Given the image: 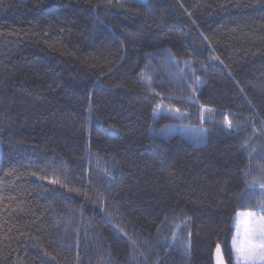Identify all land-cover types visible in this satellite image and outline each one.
<instances>
[{
    "label": "trees",
    "instance_id": "obj_1",
    "mask_svg": "<svg viewBox=\"0 0 264 264\" xmlns=\"http://www.w3.org/2000/svg\"><path fill=\"white\" fill-rule=\"evenodd\" d=\"M262 200L264 0H0V264H233Z\"/></svg>",
    "mask_w": 264,
    "mask_h": 264
},
{
    "label": "snow or ice",
    "instance_id": "obj_2",
    "mask_svg": "<svg viewBox=\"0 0 264 264\" xmlns=\"http://www.w3.org/2000/svg\"><path fill=\"white\" fill-rule=\"evenodd\" d=\"M196 85H199L198 77ZM196 90L197 88L193 87V93ZM169 110L181 114L179 108L169 106ZM226 125L231 127V123L227 120ZM49 183H55V181L50 180ZM259 209V212L251 210L236 212L234 218L236 233L232 238V251L236 264H264V200L259 204ZM216 264H224L220 244L216 245Z\"/></svg>",
    "mask_w": 264,
    "mask_h": 264
},
{
    "label": "water",
    "instance_id": "obj_3",
    "mask_svg": "<svg viewBox=\"0 0 264 264\" xmlns=\"http://www.w3.org/2000/svg\"><path fill=\"white\" fill-rule=\"evenodd\" d=\"M221 252H222V255H223V259H224V264H228V263L226 262V259H225V256H224V254H223L222 249H221ZM212 262H213V264H216V250H215L214 253H213V259H212Z\"/></svg>",
    "mask_w": 264,
    "mask_h": 264
},
{
    "label": "rangeland",
    "instance_id": "obj_4",
    "mask_svg": "<svg viewBox=\"0 0 264 264\" xmlns=\"http://www.w3.org/2000/svg\"><path fill=\"white\" fill-rule=\"evenodd\" d=\"M234 227H235V232H234V235H235V233H236V222H234ZM232 253H233V251H232ZM233 264H236V260H235V255H234V253H233Z\"/></svg>",
    "mask_w": 264,
    "mask_h": 264
}]
</instances>
